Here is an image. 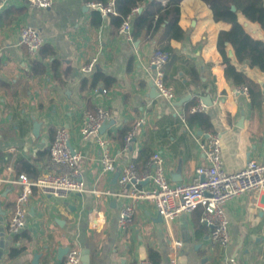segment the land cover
<instances>
[{
  "label": "crops",
  "instance_id": "0c3cea01",
  "mask_svg": "<svg viewBox=\"0 0 264 264\" xmlns=\"http://www.w3.org/2000/svg\"><path fill=\"white\" fill-rule=\"evenodd\" d=\"M88 1L58 0L44 9L23 0H0V17L12 7L21 10L12 22L9 17L0 19V178L39 177L56 129L65 126L71 145L81 151L85 183L81 193L69 197L36 190L26 227L16 233L8 231L7 223L22 185L0 186V264H63L72 247L81 251L80 264H143L152 261L151 251L168 264L172 236L182 241L177 264H264L263 193L248 191L227 203L231 242L223 250L211 246L201 208L167 226L155 205L143 200L135 203L132 222L121 227V211L129 199L118 184L130 162L144 170L155 151L165 158L170 183L191 181L197 166L205 163L203 143L213 132L222 138L227 171L242 169L249 159L264 161V72L247 61L238 62L229 44L232 61L260 87L256 102L251 95H234L236 85L226 79V64L217 47L220 31L229 30L231 23L215 20L203 0H182L179 24L187 36L170 41L173 53L165 75L176 97L169 100L153 82L150 58L157 41L129 40L111 15L90 8ZM159 1L165 5L168 0ZM242 20L254 38L264 40L260 24ZM24 25L37 29L54 55L44 57L41 50L32 57L19 43ZM94 58L93 70L84 71ZM34 60L45 66L44 72L34 71ZM101 74L110 78V86L99 79ZM188 95L191 98L180 104ZM207 95L212 99L204 111L210 130L186 119L187 102ZM100 108L111 116L109 128L100 134L118 158L109 173L102 172L96 134L84 139L80 134L82 119ZM141 118L144 123L136 136L124 144L120 133L125 128L130 132ZM22 159L33 163L37 177L18 173L16 164Z\"/></svg>",
  "mask_w": 264,
  "mask_h": 264
},
{
  "label": "built area",
  "instance_id": "2783aa9c",
  "mask_svg": "<svg viewBox=\"0 0 264 264\" xmlns=\"http://www.w3.org/2000/svg\"><path fill=\"white\" fill-rule=\"evenodd\" d=\"M29 6L35 8H50L58 0H23ZM87 5L103 15H117L116 0H91ZM140 10V6L132 9L126 15L119 26V32L129 40L133 39V15ZM21 45L27 47L32 57L39 55L45 45V39L37 29L30 25H24L20 29ZM171 59V53L166 50L156 49L150 58V64L155 68L154 85L158 93L169 100L176 97L172 87L165 81V66ZM96 58L84 65V71H92ZM234 95L250 96L247 86L241 84L233 88ZM207 105L202 98L191 107L192 112H203ZM111 120L110 113L105 109H98L95 113L87 114L80 125L82 138L96 134L97 143L102 149L101 169L104 173L115 170L118 162L108 146L109 140L100 134L103 124ZM144 119L136 122L125 138L126 144H130L136 136L138 128L142 126ZM204 164L197 166L193 179L189 182L170 183L166 174L165 158L161 152L155 151L149 157L146 168L139 171L134 162H130L119 174L118 184L124 191L129 201L124 205L119 224L126 227L134 217L136 202L151 201L160 217L170 226V222L177 217L190 214L202 208L201 222L209 227L208 240L213 247L225 250L230 242L229 220L226 215L227 203L247 193L257 191L264 194V161L249 159L246 165L235 172H229L222 159V138L218 133H210L203 143ZM81 151L71 145V132L65 126H59L54 134L49 149V158L43 166V171L36 179H29L26 175L19 178H0V186L5 184L21 183L22 188L12 205L7 229L16 233L26 227L28 207L33 202L35 191L54 196L69 197L72 194L81 193L85 183L81 173ZM143 183H147L143 185ZM101 195L99 190L94 191ZM0 233V246L2 242ZM182 241L172 236L168 252V264H177V255ZM81 251L77 247L68 250L63 264H80ZM143 264H166L165 261L152 262L145 260Z\"/></svg>",
  "mask_w": 264,
  "mask_h": 264
},
{
  "label": "trees",
  "instance_id": "16d2710c",
  "mask_svg": "<svg viewBox=\"0 0 264 264\" xmlns=\"http://www.w3.org/2000/svg\"><path fill=\"white\" fill-rule=\"evenodd\" d=\"M106 2L107 0H101ZM182 0H168L163 5L159 0H116L117 15H111L118 27L122 23L124 17L132 12L136 6H140V10L133 15V38L134 39H155L158 49L166 50L173 53L170 45L172 39L183 40L187 36V32L179 24L180 5ZM211 9L213 18L217 21L223 20L231 23L229 30L220 31L217 41V47L225 62V77L232 85H245L248 87L252 101L256 102L257 96L260 94L259 85L253 81L243 70L232 61L228 55L227 46L232 45L238 62H248L251 67H258L264 72V40L254 38L245 26V21L256 22L264 28V0H203ZM235 7V9H234ZM21 10L17 12L15 7L5 11L0 17H9L12 22ZM101 13V12H100ZM46 48L47 50L46 52ZM54 50L48 45L42 48L44 57L54 55ZM35 72L42 73L45 66L38 60L33 61ZM192 76H196V71H192ZM99 79L104 80L107 86L112 84L108 82L109 77L101 74ZM95 76L94 81L98 79ZM166 81V76H165ZM167 83V82H166ZM95 85V84H94ZM197 103V98L190 100L186 104V119L190 125H199L203 129H211L209 116L203 112H192L191 107ZM129 129H123L120 133L123 143L125 144L126 135ZM145 153L141 151V156ZM18 173L26 171L31 173V177H37L39 172L29 160L22 159L16 164ZM35 168V169H34ZM138 169V168H137ZM143 169L139 168V171ZM200 209V208H199ZM202 213V208H201ZM200 213V215H201ZM203 225V224H202ZM14 250L11 256H15ZM151 260L153 262L160 261V258L154 256L151 251Z\"/></svg>",
  "mask_w": 264,
  "mask_h": 264
},
{
  "label": "water",
  "instance_id": "95a60500",
  "mask_svg": "<svg viewBox=\"0 0 264 264\" xmlns=\"http://www.w3.org/2000/svg\"><path fill=\"white\" fill-rule=\"evenodd\" d=\"M234 9H235V7H234ZM190 98H191V95H188L187 97H185V98L182 99V101L180 102V104H182V103L188 101ZM201 98H202L203 102H204L207 106H209V105L212 104V99H211V97H210L209 95H207V96H202ZM109 126H110V122H109V123H106V124H103V125L101 126V128H100V132L105 131L107 128H109ZM1 244H2V242H1ZM0 247H1V246H0Z\"/></svg>",
  "mask_w": 264,
  "mask_h": 264
}]
</instances>
